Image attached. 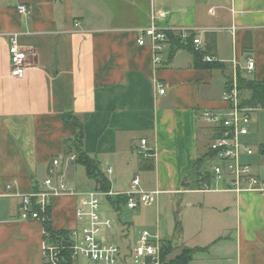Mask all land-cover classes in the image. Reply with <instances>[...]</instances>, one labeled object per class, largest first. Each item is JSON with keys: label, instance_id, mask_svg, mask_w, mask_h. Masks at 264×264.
<instances>
[{"label": "crops", "instance_id": "1", "mask_svg": "<svg viewBox=\"0 0 264 264\" xmlns=\"http://www.w3.org/2000/svg\"><path fill=\"white\" fill-rule=\"evenodd\" d=\"M18 4L29 12L19 14ZM152 13L160 26L198 31L201 53L215 56L218 66L195 64L184 48L172 54L168 48L154 66L151 49L137 44L136 32ZM12 32L27 52L21 78L10 75L6 35ZM249 57L254 68L247 72ZM232 61L242 78L264 79V0H0V264H42L44 227L18 218L16 195L39 186L52 159H60L54 176L69 188H98L74 154L64 152L63 139L75 135L73 119L63 117L69 113L81 119L83 149L112 191H124L117 188L118 177H128L129 186L138 174L142 189L160 192L140 207H157L161 194L186 201L191 220L182 219L181 232L173 228V236L162 239L175 238L179 251L193 249L187 264H264V191H197L196 161L211 141L201 111L224 105ZM253 134L259 135L251 130L247 141ZM141 139L153 149L152 158L136 154ZM260 145L264 130L256 153L244 160L264 177ZM150 161L153 167L144 168ZM190 194L201 197L194 202L195 195L185 197ZM77 203L76 195L53 199V231L79 227ZM123 210L130 227V209L122 205L118 213ZM110 211L116 210L106 198L102 214ZM102 236L112 242L105 230Z\"/></svg>", "mask_w": 264, "mask_h": 264}, {"label": "built area", "instance_id": "2", "mask_svg": "<svg viewBox=\"0 0 264 264\" xmlns=\"http://www.w3.org/2000/svg\"><path fill=\"white\" fill-rule=\"evenodd\" d=\"M16 11L23 15L29 12V8L25 4H18ZM158 17L152 13L149 24L136 30L137 44L146 45L151 49L154 66L162 63L163 54L168 48L175 47L171 46L170 32L182 45L190 42L194 51L201 53L202 41L198 31L192 28L160 26ZM75 25H78V22ZM6 37L10 75L21 78L28 66L27 52L19 45L17 33H9ZM202 61L219 62L215 56L208 54H202ZM231 63L232 69L221 95L224 105L220 108H207L201 111V118L211 129V141L208 153L205 155L204 168L201 170L202 180L197 186V191L262 192L264 177L256 173L252 164L245 161L244 157H250L256 153L254 147L245 138L251 133V116L263 109L241 104L242 96L237 82L240 74L236 63L233 61ZM253 68L254 59L249 57L245 69L250 72ZM156 87L160 93L164 92V87L160 83L156 82ZM135 152L142 159L154 156V151L147 146L146 139L140 140ZM59 164L60 159H52L48 175L41 184L28 193L16 195L20 200L18 218L38 221L44 227L42 264H62L64 249H68L72 260L80 256L103 264H162V238L159 237L158 232L141 230L137 241L126 249L108 242L102 236L104 230L111 228L114 222L112 218L102 214L103 199L125 194L127 200L123 206L133 210L154 201L160 193L158 190L142 189L140 177L135 174L127 191L118 192L98 188L83 192L75 191L69 188L62 178L54 176V168ZM106 172L110 173L111 168L108 167ZM58 195L78 196L75 214L79 227L68 230L64 235H52L46 229V224L50 222L52 201Z\"/></svg>", "mask_w": 264, "mask_h": 264}, {"label": "trees", "instance_id": "3", "mask_svg": "<svg viewBox=\"0 0 264 264\" xmlns=\"http://www.w3.org/2000/svg\"><path fill=\"white\" fill-rule=\"evenodd\" d=\"M171 46H175L178 48H184L192 52L194 56L195 64L203 65L206 67H216L217 63H205L202 61V54L200 52L194 51L193 46H191L190 42L186 45H182L179 42V39L174 36L171 32L169 33ZM171 48V54L176 50ZM238 88L240 90L242 99L241 104L249 106L261 108L264 110V79L262 80H247L238 76ZM242 92H245V95H242ZM66 116V117H65ZM64 119L69 120L73 119L75 124V135L73 137H67L63 139L64 152L66 154H74V160L77 163L82 164L85 167L86 174L91 176L97 186L98 189L101 190H109L110 182L108 178L99 170L98 163L94 158L90 157L83 149V123L79 117L74 114H66L63 116ZM260 150H264V145H260ZM206 155V154H205ZM199 158L196 162L198 166L201 167V163L204 161L206 156ZM153 167V163L150 161L147 165H144V168L151 169ZM200 167L197 169L199 182L201 176ZM202 180V178H201ZM199 184V183H198ZM127 196L125 194H119L114 197H109V201L111 202L113 208L120 212L121 206L126 202ZM46 229L52 235H64L68 230L63 231H53L50 227V222L46 224ZM182 230L180 221L176 219L174 232L178 235ZM175 239V238H174ZM172 243L173 239H162V264H187V262L191 259L193 249L183 247L181 250L176 253L172 258L167 259V256L172 251ZM64 260L62 264H75V262L71 259L69 255L68 249L63 250Z\"/></svg>", "mask_w": 264, "mask_h": 264}, {"label": "rangeland", "instance_id": "4", "mask_svg": "<svg viewBox=\"0 0 264 264\" xmlns=\"http://www.w3.org/2000/svg\"><path fill=\"white\" fill-rule=\"evenodd\" d=\"M242 95H245V92H242ZM263 116L264 112L262 110L255 112L251 116L252 122L250 129L253 130V132L257 131L259 134H253L251 137H249L251 142H248L252 146H254L258 140H261L262 138V133L264 130ZM78 168L82 169V166H78ZM128 180L129 179L126 176L118 177L117 188L127 191L129 189ZM194 195L195 197L191 198V201L193 199L194 202H197V200L201 197L200 194H190L185 197L190 198ZM179 197L180 196L178 194L174 195L173 197L161 194L159 196L157 207L155 206V203H153L149 206H143L129 210L130 214L132 215L130 218L132 219L130 227L124 222V220L128 218V210H123L121 214H119L117 211L108 212L107 217L112 218L114 221L113 226L105 230L106 235L109 237V241H112V243L118 245L120 248H124L125 245L129 243H135L139 237L140 231L143 229L152 233L158 232L160 238L172 237L176 219L179 221H182V219L185 220V218L189 219V221L191 220L190 216L192 209L186 208V201H180ZM103 203L104 199L102 200V204ZM103 208H105V206ZM122 228L125 232L129 231L128 236H123V231L121 230ZM174 241L175 239L173 238L172 251L167 256V259L172 258L176 253L179 252L180 244L178 245V243H175ZM73 261L75 264H103L101 262L87 260L80 256L73 259Z\"/></svg>", "mask_w": 264, "mask_h": 264}, {"label": "water", "instance_id": "5", "mask_svg": "<svg viewBox=\"0 0 264 264\" xmlns=\"http://www.w3.org/2000/svg\"><path fill=\"white\" fill-rule=\"evenodd\" d=\"M184 180H185V178H184Z\"/></svg>", "mask_w": 264, "mask_h": 264}]
</instances>
